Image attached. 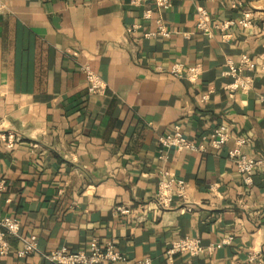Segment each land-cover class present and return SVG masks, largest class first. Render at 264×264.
<instances>
[{
  "label": "crops",
  "instance_id": "0c3cea01",
  "mask_svg": "<svg viewBox=\"0 0 264 264\" xmlns=\"http://www.w3.org/2000/svg\"><path fill=\"white\" fill-rule=\"evenodd\" d=\"M4 2L0 132L18 138L9 148L0 139V214L15 217L22 235H36L41 251L88 249L95 239L123 254L115 264H254L252 253L264 262V0ZM244 11L250 26L223 28ZM157 18L169 36L153 34ZM242 55L249 87L230 89L236 77L226 61ZM174 63L197 67L198 78L171 73ZM83 64L104 91H88ZM219 124L232 136L212 148ZM175 125L203 150L160 144ZM238 136L245 153L262 159L249 184L227 157ZM162 170L187 188L166 208L154 201ZM185 236L226 242L169 257L171 241ZM9 242L0 264H50L39 252L17 257L19 239Z\"/></svg>",
  "mask_w": 264,
  "mask_h": 264
},
{
  "label": "built area",
  "instance_id": "2783aa9c",
  "mask_svg": "<svg viewBox=\"0 0 264 264\" xmlns=\"http://www.w3.org/2000/svg\"><path fill=\"white\" fill-rule=\"evenodd\" d=\"M155 5L158 7H167L168 0H153ZM134 3L142 4L144 0H133ZM6 8L4 0H0V12ZM204 11H200L198 17L197 25L201 28L205 27V22L203 20ZM151 16V9L143 10L142 17L144 20L149 19ZM250 11H244L242 16L237 19H230L223 23V28L226 29L233 24H239L241 26H250L251 22ZM157 24V29L154 33L159 35L169 36L170 31L165 27L162 20L157 18L155 20ZM139 24H133L128 27V30H134ZM146 36L152 33H145ZM224 36H229L228 33ZM247 55H242L238 63H234L233 60L228 59L226 62L228 69L227 73L234 75L235 81L230 86L232 88L248 89L249 81L248 79L241 77L240 72L243 67L249 64ZM85 74L88 84V91L90 93H100L104 91L106 83L104 80L94 71L88 64H83L80 66ZM171 73L179 75L182 71L187 72V78L191 81H195L199 76V69L195 66L184 67L182 63H174L171 66ZM231 132L228 130L227 125L219 124L215 126L210 134L209 144L212 148H221L229 139H231ZM18 136L9 132H0V139L4 141L5 145L13 147ZM160 144L174 148L177 150L189 149L193 151L203 150V144L196 142L191 139H187L183 136L181 132L180 125H175L171 131L160 135L158 138ZM245 138L243 136H238L233 139V144L227 150L228 159L234 163L237 170L243 174V179L245 183H251V172L253 169L262 164V159L254 157L244 152L243 145L245 144ZM162 177L157 182V190L154 195V201L162 208L169 207L173 196L176 195L180 198H185L186 185L183 179L170 176L169 178H164L163 176L169 174L167 170H162ZM4 182L0 181V190L4 188ZM117 209L125 213L128 211L127 208L118 206ZM15 236L20 241V247L16 250L17 257H25L27 254L39 252L50 264H115L117 261L123 260V254L113 245V243L108 242L104 245H100L98 241L92 239L90 241V247L88 249H70L67 246H60L58 248L52 249L50 251H41L37 245V237L34 234L29 236L22 235L20 233V222L13 216L0 214V256L6 255L11 248L9 237ZM226 241H219L216 243H211L209 245H203L200 238L185 236L171 241L170 246L166 250V254L169 257L174 256L176 253H188L191 256L200 252H211L214 249L220 247ZM249 260L253 261L254 264H264L263 261L259 260L257 256L252 253L249 256ZM147 259L140 260L137 264H146Z\"/></svg>",
  "mask_w": 264,
  "mask_h": 264
}]
</instances>
